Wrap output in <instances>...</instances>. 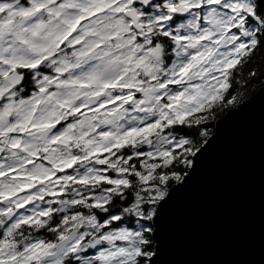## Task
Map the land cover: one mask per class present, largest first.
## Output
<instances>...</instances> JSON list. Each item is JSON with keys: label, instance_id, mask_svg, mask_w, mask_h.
Returning <instances> with one entry per match:
<instances>
[{"label": "snow or ice", "instance_id": "obj_1", "mask_svg": "<svg viewBox=\"0 0 264 264\" xmlns=\"http://www.w3.org/2000/svg\"><path fill=\"white\" fill-rule=\"evenodd\" d=\"M258 97L264 0H0V264H174Z\"/></svg>", "mask_w": 264, "mask_h": 264}, {"label": "water", "instance_id": "obj_2", "mask_svg": "<svg viewBox=\"0 0 264 264\" xmlns=\"http://www.w3.org/2000/svg\"><path fill=\"white\" fill-rule=\"evenodd\" d=\"M264 99L228 122L170 223L174 264H264Z\"/></svg>", "mask_w": 264, "mask_h": 264}]
</instances>
